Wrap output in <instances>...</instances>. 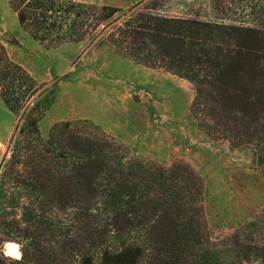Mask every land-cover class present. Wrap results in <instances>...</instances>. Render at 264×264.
I'll list each match as a JSON object with an SVG mask.
<instances>
[{
	"label": "trees",
	"instance_id": "1",
	"mask_svg": "<svg viewBox=\"0 0 264 264\" xmlns=\"http://www.w3.org/2000/svg\"><path fill=\"white\" fill-rule=\"evenodd\" d=\"M161 0L127 9L77 0H9L46 47L108 42L134 63L189 80L191 110L209 135L254 145L264 163V27L167 15ZM264 13V0H225ZM0 42V96L18 120L0 167V264H264V213L232 235L221 258L203 206L205 186L185 162L131 160L130 148L88 119L40 122L57 97Z\"/></svg>",
	"mask_w": 264,
	"mask_h": 264
},
{
	"label": "rangeland",
	"instance_id": "2",
	"mask_svg": "<svg viewBox=\"0 0 264 264\" xmlns=\"http://www.w3.org/2000/svg\"><path fill=\"white\" fill-rule=\"evenodd\" d=\"M77 1L127 9L140 0ZM159 2L167 15L264 27V13L225 0ZM0 42L39 81L57 82L56 100L40 122L43 136L54 123L88 119L126 144L133 161L192 166L205 186L209 235L221 258L230 259L232 235L264 213V163L254 145L232 146L207 133L209 121L192 113L196 92L189 80L136 64L108 42L46 47L21 28L9 0H0ZM17 123L0 96V167L9 158Z\"/></svg>",
	"mask_w": 264,
	"mask_h": 264
},
{
	"label": "clouds",
	"instance_id": "3",
	"mask_svg": "<svg viewBox=\"0 0 264 264\" xmlns=\"http://www.w3.org/2000/svg\"><path fill=\"white\" fill-rule=\"evenodd\" d=\"M20 245L15 242H6L3 244L2 250L5 256H11L15 260H20L21 253L19 251Z\"/></svg>",
	"mask_w": 264,
	"mask_h": 264
},
{
	"label": "water",
	"instance_id": "4",
	"mask_svg": "<svg viewBox=\"0 0 264 264\" xmlns=\"http://www.w3.org/2000/svg\"><path fill=\"white\" fill-rule=\"evenodd\" d=\"M3 36H4V38H9V35L6 34V33H5ZM7 242H12V241H7ZM5 243H6V242H5Z\"/></svg>",
	"mask_w": 264,
	"mask_h": 264
}]
</instances>
